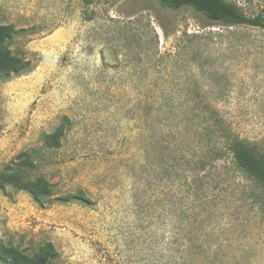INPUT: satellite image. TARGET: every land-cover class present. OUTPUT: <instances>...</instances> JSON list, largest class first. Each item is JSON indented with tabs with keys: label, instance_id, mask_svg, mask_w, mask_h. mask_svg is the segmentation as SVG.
I'll use <instances>...</instances> for the list:
<instances>
[{
	"label": "rangeland",
	"instance_id": "rangeland-1",
	"mask_svg": "<svg viewBox=\"0 0 264 264\" xmlns=\"http://www.w3.org/2000/svg\"><path fill=\"white\" fill-rule=\"evenodd\" d=\"M230 1L264 20V0ZM0 25L14 29L6 46L25 65L0 76V176L30 191L0 190L1 255L264 264L254 183L229 153L204 157L225 147L221 131L264 151V29L213 25L156 0H0ZM160 99L191 103L177 115L193 125L211 103L219 121L188 126L180 156Z\"/></svg>",
	"mask_w": 264,
	"mask_h": 264
},
{
	"label": "trees",
	"instance_id": "trees-1",
	"mask_svg": "<svg viewBox=\"0 0 264 264\" xmlns=\"http://www.w3.org/2000/svg\"><path fill=\"white\" fill-rule=\"evenodd\" d=\"M156 1L162 7L173 10L191 8L197 13L203 15L213 25L228 27L250 25L264 29V20L260 16L247 15L237 3L230 0ZM14 33L15 31L13 28L0 25V76L5 78H8L13 74H19L25 68L24 63L16 57H13L10 50L6 46V42L12 38ZM172 100L174 99H160L157 101L154 109H156L159 121L163 117V121H166L167 123L174 121L175 127L179 128L178 131L171 132L170 137L175 139L174 143L176 145V149H178L175 151V154H179L181 156L184 154L183 152L186 151L184 149L180 150L179 146L183 142V139L187 138L186 128L189 130L188 126H190V130L194 131L198 127L203 126L201 129L203 131H208V129H211L208 128L210 123H212L211 119L219 121L220 115L216 114L215 112H211V115H208L207 112L210 111L209 104L211 103L202 101V105L200 107L202 108V120L193 125L192 120L196 121V118L184 120L181 119L179 115H177L178 109L180 107L184 108L185 105H191V103L183 102L181 105L179 101L173 102ZM153 119H155V117H152V120ZM183 126H185V130H181V127ZM220 136L226 141L225 147L216 149L215 146H209V148H207L204 152L205 159L215 162L217 160L223 159L226 153H229L237 167L242 170L254 183L256 189L251 193L249 199L251 200L253 206L258 207V209L264 215V151L252 146L244 139L235 136L229 137L222 131ZM163 138H167V135L163 136ZM207 141H209V143L213 142L212 137L210 136ZM168 143L169 147H171V141H168ZM159 144H165V141L160 140ZM199 149V147H196L195 151L197 152H193L191 149H188L189 156L187 159L190 161L189 165H193L195 163L194 160L198 156L197 153H201ZM9 186L30 193L27 185L20 183L19 179L14 174L0 176V190ZM2 253L3 255L0 254V261L2 263L22 264L20 259L21 254L16 249L11 247H3Z\"/></svg>",
	"mask_w": 264,
	"mask_h": 264
}]
</instances>
